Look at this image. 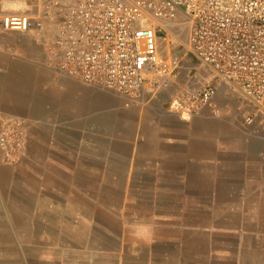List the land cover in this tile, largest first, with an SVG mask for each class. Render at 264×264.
I'll use <instances>...</instances> for the list:
<instances>
[{
    "label": "crops",
    "instance_id": "crops-1",
    "mask_svg": "<svg viewBox=\"0 0 264 264\" xmlns=\"http://www.w3.org/2000/svg\"><path fill=\"white\" fill-rule=\"evenodd\" d=\"M52 1L74 0H0V14ZM51 29L0 31V116L27 131L15 161L0 149V264H264V158L232 129L241 94L216 81L215 117L169 107L205 71L135 99L85 84L48 61Z\"/></svg>",
    "mask_w": 264,
    "mask_h": 264
},
{
    "label": "built area",
    "instance_id": "built-area-1",
    "mask_svg": "<svg viewBox=\"0 0 264 264\" xmlns=\"http://www.w3.org/2000/svg\"><path fill=\"white\" fill-rule=\"evenodd\" d=\"M48 22V61L85 84L135 99L166 87L183 67L193 77L205 71L209 79L179 91L170 108L220 116L219 81L249 104L245 122L264 129V0L52 1L38 14L1 13L0 31L28 32ZM26 141L21 121L0 116L5 161H15Z\"/></svg>",
    "mask_w": 264,
    "mask_h": 264
},
{
    "label": "rangeland",
    "instance_id": "rangeland-1",
    "mask_svg": "<svg viewBox=\"0 0 264 264\" xmlns=\"http://www.w3.org/2000/svg\"><path fill=\"white\" fill-rule=\"evenodd\" d=\"M182 34L185 35V30L183 31V29H182ZM243 100L245 101V99ZM248 110H250V106L247 103V106L244 112L246 113L248 112ZM215 117H218V116H215ZM232 124H234V126L232 125V129L234 131L235 136L237 135V138L239 139L240 148L241 149L253 148L259 152L261 157L264 158V144L254 139L252 132H250L251 127L249 125L251 124H248L245 122L244 116H241L238 121L235 120L234 123Z\"/></svg>",
    "mask_w": 264,
    "mask_h": 264
},
{
    "label": "clouds",
    "instance_id": "clouds-1",
    "mask_svg": "<svg viewBox=\"0 0 264 264\" xmlns=\"http://www.w3.org/2000/svg\"><path fill=\"white\" fill-rule=\"evenodd\" d=\"M133 228L137 238L141 239L148 237L154 231V226L149 223H137Z\"/></svg>",
    "mask_w": 264,
    "mask_h": 264
}]
</instances>
